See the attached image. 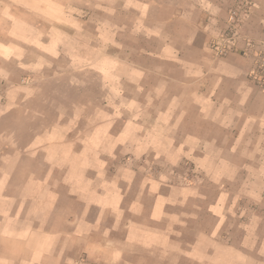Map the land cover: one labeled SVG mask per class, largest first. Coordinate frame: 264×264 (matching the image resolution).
Returning a JSON list of instances; mask_svg holds the SVG:
<instances>
[{"label":"crops","instance_id":"1","mask_svg":"<svg viewBox=\"0 0 264 264\" xmlns=\"http://www.w3.org/2000/svg\"><path fill=\"white\" fill-rule=\"evenodd\" d=\"M235 1L124 0L126 24L111 27L121 55L99 54L97 41L92 59L80 39L75 81L65 44L58 92L63 81L38 62L58 46L39 44L24 0H0V264H264V206L237 202L264 196V90L252 57L209 48ZM255 3L244 32L264 41ZM103 111L144 116L121 136L139 156L120 162L118 119L105 124ZM167 149L207 186L144 173L143 155Z\"/></svg>","mask_w":264,"mask_h":264},{"label":"rangeland","instance_id":"2","mask_svg":"<svg viewBox=\"0 0 264 264\" xmlns=\"http://www.w3.org/2000/svg\"><path fill=\"white\" fill-rule=\"evenodd\" d=\"M25 3L23 8H21V13L24 20H29L37 25V29L41 32L42 40L39 44H47V51H52L53 46H58V51L56 53L50 52L47 57L46 54L40 53L38 62L40 68L43 67L41 76L46 75H59L57 76L63 83L56 85L58 87L57 91H65V75L69 72L67 66V58H65L64 46L66 47V54L68 57L71 56V66H70V75L74 78L72 80L78 81L81 76V70L79 67V61L81 58V53H85V49L80 51L79 41H83L84 48L88 49L87 55L92 59L95 57L94 46L96 42L102 48L104 44L103 53H99L103 56H119L118 52L113 50L117 49L112 46V37H111V27L113 22L116 24H122L125 22L123 19V8L127 4H123L124 0H24ZM28 1V2H26ZM13 3H8V6H13ZM19 14V16H20ZM10 27V26H9ZM126 28L120 27V29ZM46 30L49 33L44 36L43 31ZM56 33V38L52 37L51 31ZM101 30L103 33H100ZM99 33V34H98ZM122 33V32H121ZM120 33V34H121ZM103 36V42H101V35ZM49 35V36H48ZM44 38V39H43ZM69 38L71 40L69 41ZM119 42V41H118ZM120 42L124 43L126 46V33L121 34ZM116 47V46H114ZM124 52L125 48H124ZM95 55V56H94ZM35 57V54L33 55ZM69 59V58H68ZM90 69H88L89 71ZM55 72V73H54ZM50 87V85H48ZM79 86V84H77ZM63 88V89H62ZM66 92V91H65ZM106 110V107H105ZM104 121H111L115 119L114 130L110 132V135L120 137V157L122 159L125 156V159L120 162H126V158L129 155H134L129 152H138L140 149L133 150L132 148H127L129 145L122 144L123 140L121 136L125 135V138L128 134L129 123L133 121L141 122L144 116H134L131 115V111H103ZM114 115V118H113ZM74 122V120H73ZM114 125V124H113ZM175 129V128H174ZM174 132L170 133V136ZM115 149V150H117ZM132 149V150H131ZM180 150V149H178ZM176 149L169 150L167 149V155H161V153H147L143 155V165L142 168H145L144 173L148 175H154L153 177L161 176L162 172L166 175V180L171 183H178L183 185L193 184L194 186H207L208 181H203L201 175L198 171V166L193 164L188 158H185L183 154H180ZM113 150L109 148L104 149V155H111ZM115 152V151H114ZM139 156V153H136ZM183 155V156H182ZM176 160V162H175ZM141 161V163H142ZM110 164H103L104 168L109 167ZM150 172V173H149ZM147 176V174H146ZM241 187V186H240ZM237 198V197H236ZM238 203H241V208L247 209L248 213L255 211V206L262 207L264 206V196L262 201H256L247 196L241 195L239 197ZM236 203V202H235ZM254 205V206H253ZM257 209V208H256ZM263 212H258L264 217V208Z\"/></svg>","mask_w":264,"mask_h":264},{"label":"built area","instance_id":"3","mask_svg":"<svg viewBox=\"0 0 264 264\" xmlns=\"http://www.w3.org/2000/svg\"><path fill=\"white\" fill-rule=\"evenodd\" d=\"M255 4V0H236L229 11L224 30L210 43L209 48L213 56L219 59L236 52L252 57L249 78L255 86L264 90V41H255L244 32Z\"/></svg>","mask_w":264,"mask_h":264}]
</instances>
